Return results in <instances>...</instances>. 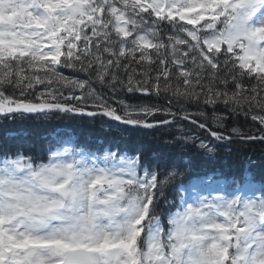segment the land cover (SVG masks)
<instances>
[{
	"label": "snow or ice",
	"instance_id": "snow-or-ice-1",
	"mask_svg": "<svg viewBox=\"0 0 264 264\" xmlns=\"http://www.w3.org/2000/svg\"><path fill=\"white\" fill-rule=\"evenodd\" d=\"M33 114L175 126L166 143L206 152L196 129L264 142V0H0V116ZM240 116L259 135L226 134ZM184 174L70 138L4 150L0 264H264V182L196 176L164 198Z\"/></svg>",
	"mask_w": 264,
	"mask_h": 264
},
{
	"label": "trees",
	"instance_id": "trees-1",
	"mask_svg": "<svg viewBox=\"0 0 264 264\" xmlns=\"http://www.w3.org/2000/svg\"><path fill=\"white\" fill-rule=\"evenodd\" d=\"M64 75H72L64 70ZM83 78V77H82ZM129 102L136 103V99ZM157 102V101H154ZM191 111H197L195 105L190 106ZM209 118L211 108L203 109ZM218 112L223 108L217 109ZM227 129L238 126L248 135H259L256 131L258 124L243 116L230 118L225 121ZM191 129V125H185ZM22 130L23 138H12V130ZM201 139L212 140L214 151L206 152L196 147L193 143H166L173 141V137L181 133L175 126L171 128L143 129L125 126L104 116L95 118L64 116H36L29 115L24 119H11L0 116V152L4 150L15 151L22 149L26 155H33L46 159V153L50 145L63 138H70L79 146H84L95 151L108 146L119 147L129 154L139 152L144 162L159 164L161 170L175 165L185 174L177 176L172 185L165 189V197L168 200L179 203L181 184H187L192 177H239L242 173L249 172L257 182H264V142H242L233 139L231 142H218L205 132L195 130ZM185 134H191L186 132ZM163 213L175 211V206L169 208L164 205L162 198L159 205ZM166 223V216H165Z\"/></svg>",
	"mask_w": 264,
	"mask_h": 264
},
{
	"label": "rangeland",
	"instance_id": "rangeland-1",
	"mask_svg": "<svg viewBox=\"0 0 264 264\" xmlns=\"http://www.w3.org/2000/svg\"><path fill=\"white\" fill-rule=\"evenodd\" d=\"M206 141H208V140H206ZM209 142L211 143V145L213 144V143H212V140H209ZM210 177H213V176H210ZM214 178H215V177H214ZM194 183H199V181H194ZM201 187H202V188H206L207 185H206V184H202ZM185 195H186V193H185Z\"/></svg>",
	"mask_w": 264,
	"mask_h": 264
}]
</instances>
